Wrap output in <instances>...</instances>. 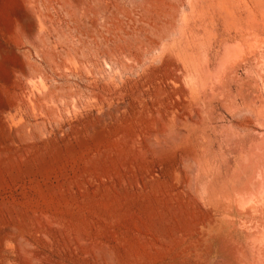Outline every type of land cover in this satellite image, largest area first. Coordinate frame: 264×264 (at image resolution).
Returning <instances> with one entry per match:
<instances>
[{"label":"rangeland","instance_id":"rangeland-1","mask_svg":"<svg viewBox=\"0 0 264 264\" xmlns=\"http://www.w3.org/2000/svg\"><path fill=\"white\" fill-rule=\"evenodd\" d=\"M0 264H264V0H0Z\"/></svg>","mask_w":264,"mask_h":264}]
</instances>
